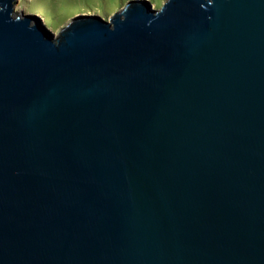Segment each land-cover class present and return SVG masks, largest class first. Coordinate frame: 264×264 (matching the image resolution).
Returning <instances> with one entry per match:
<instances>
[{
    "label": "water",
    "instance_id": "water-1",
    "mask_svg": "<svg viewBox=\"0 0 264 264\" xmlns=\"http://www.w3.org/2000/svg\"><path fill=\"white\" fill-rule=\"evenodd\" d=\"M0 0V264H264V0H129L49 29Z\"/></svg>",
    "mask_w": 264,
    "mask_h": 264
},
{
    "label": "rangeland",
    "instance_id": "rangeland-1",
    "mask_svg": "<svg viewBox=\"0 0 264 264\" xmlns=\"http://www.w3.org/2000/svg\"><path fill=\"white\" fill-rule=\"evenodd\" d=\"M129 0H18L16 10L35 13L44 19L49 29L57 32L78 14H98L106 19L121 9ZM158 8L166 0H149Z\"/></svg>",
    "mask_w": 264,
    "mask_h": 264
}]
</instances>
